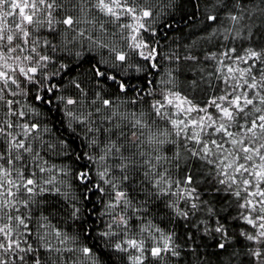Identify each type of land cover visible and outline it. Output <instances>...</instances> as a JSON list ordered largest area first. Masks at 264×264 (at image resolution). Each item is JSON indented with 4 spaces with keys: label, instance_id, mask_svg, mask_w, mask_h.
I'll use <instances>...</instances> for the list:
<instances>
[{
    "label": "snow or ice",
    "instance_id": "6c2138e0",
    "mask_svg": "<svg viewBox=\"0 0 264 264\" xmlns=\"http://www.w3.org/2000/svg\"><path fill=\"white\" fill-rule=\"evenodd\" d=\"M154 19L149 0H0V264H100L81 232L57 227L44 211L48 196H65L56 174L67 172L45 158L57 144L44 138L50 129L32 117L57 101L69 126L83 131L95 150L84 153L88 163L75 179L85 186V200L96 192L107 197L99 213L107 220L96 235L126 264H179L185 252L193 264H205L198 250L209 240L221 252L233 249L225 264H243L237 244L247 264H264V45L258 43L264 40V0H205L208 28L200 39L242 40L246 46L238 51L234 43L224 44L219 55H197L193 40L182 55L173 50L163 59L176 67L161 82L159 97L148 101L151 111H121L103 86L111 81L128 93L131 85L120 72L132 67L133 54L148 62L143 70L158 69ZM93 49L105 50L110 60L92 57L83 78L64 84L60 78L73 71V60L79 66ZM181 61L186 72L201 73L188 87L207 80L211 88L214 76L219 93L202 101L184 93L176 80ZM204 61L215 62L207 76ZM145 82L146 90L133 89L131 104L153 96L152 81ZM65 88L74 91L62 94ZM152 117L160 123H149ZM58 146L63 153L70 149L67 141ZM182 165V179L174 178ZM135 176L143 177L138 182L145 196L167 197L164 206L185 228L183 243L175 230L150 222L133 231L136 213L146 211L134 206L124 187ZM77 204L67 213L73 227L82 215ZM98 223L81 225L83 235L91 239Z\"/></svg>",
    "mask_w": 264,
    "mask_h": 264
},
{
    "label": "trees",
    "instance_id": "16d2710c",
    "mask_svg": "<svg viewBox=\"0 0 264 264\" xmlns=\"http://www.w3.org/2000/svg\"><path fill=\"white\" fill-rule=\"evenodd\" d=\"M204 2L205 0H149V3H151L154 8L155 19L152 28L157 32L155 40L158 41L156 47L161 52V56L158 57L160 64L158 69H148L145 71L143 69L148 62L133 54L132 60L130 61L132 67H128L120 72V76L131 85L128 93L119 92L118 86L111 81H108L107 84L103 86L105 92L114 97L121 111L130 112L134 110H143L146 114L151 111L148 101L159 97L161 89L165 87L161 82L166 80L168 73L173 71L176 67L170 60L163 59L164 56L171 55L173 50L178 49L179 53L182 55L184 46L191 45L193 40L197 41L196 47L193 49L197 55L212 51H217V55H219V48L224 44L232 46L234 43L238 51L242 44L246 46V42L242 40L233 42L230 39L227 42H223L213 39L211 42H208L200 39L201 35L206 34L205 30L208 28L207 23L204 22ZM196 4L200 6L196 7ZM260 22V20H256L257 24H260ZM224 23L227 24V21L225 20ZM167 24H171L172 27H166L165 25ZM111 30L109 26V32H111ZM107 39L114 40L119 43L121 47L123 46V42L119 41L118 37L108 36ZM145 39L151 40L152 38L148 34H145ZM258 43L264 45V40L258 41ZM92 57H103L104 59L110 60L105 50L93 49L91 53L84 52L83 59L79 62V66H76V61L73 60V64L71 65L73 71L67 76L60 78L63 83L67 84L73 77L77 79L83 78L90 67L89 60ZM68 59L72 60L73 58L69 57ZM243 66L244 65H241V67ZM200 67L204 70L205 76H207L208 72L214 71L215 62L204 61ZM137 68L141 69V71H136L135 69ZM193 75L199 77L201 73L199 70L195 72H186L184 63L181 61L180 71L178 76H176V80L179 88L184 93L188 94L190 97L194 96L200 101L210 95L219 93L221 85L214 76L210 78L212 81L211 88L207 87V80L196 89L188 87L187 82L192 79ZM146 79L152 81L151 88L153 96H145L143 102H138L135 105L131 104L130 101L136 98V93L133 89L141 91L149 87L145 82ZM73 91L74 90L70 88H65L62 90V94H71ZM58 105L59 102L57 101L52 106H41L38 109L40 111V116L32 117L33 120H40L44 126L50 129V131L45 134L44 138L53 144H57V147L53 149L52 152L48 153L45 158L48 159L50 164H55L58 169H63L67 172V175H64L62 172L56 174L58 186L61 188V191L65 193V196H48L47 200L50 201V203L44 206L45 214L51 212L50 219L57 227H62L69 232H81V242L85 243L87 246L94 247L100 264H126V262L121 259L123 254L112 252L105 246L104 240L96 235V232L102 229L103 222L107 220L106 216L99 215V213L104 211L107 197L96 192L89 193L90 199L85 200V186L75 179L76 172L82 170L84 165L88 163V161L83 159L84 153L93 152L95 150L88 147L87 140L84 139L85 133L83 131L74 123L69 126L67 118L64 117L60 111V107L62 106ZM193 115H195V113H193ZM151 119H155L157 124L160 123L159 118L156 117L150 118L149 123H151ZM74 128L76 129L75 132L73 131ZM101 139H103V137H101ZM61 140L67 141L70 145V149L67 153L60 151L58 145ZM191 146L190 144L189 147ZM144 151L148 155H155V153L151 151V146L149 145L144 146ZM166 154L169 157L172 155L171 152H167ZM77 156L80 157L79 160L76 159ZM138 159L142 161V158ZM193 170H195V168H193ZM183 171L184 166L182 165L179 170L174 171V178L182 179ZM113 174L119 178L120 174L118 171H114ZM142 178V176L130 177V179L124 183V187L133 198L134 206L140 208L141 205H143L146 209V211L136 213V215L140 217V220L132 221L134 225L133 231L138 230L141 226H147L146 222H150L154 227H159L165 232L175 230L177 233V242L183 243L185 228L181 226L180 221L173 217L171 211L164 206V201L167 197L157 198L155 196H145L144 192L141 191L144 185L138 182ZM93 179L95 180L98 178L93 176ZM105 188L107 191V186H105ZM149 191H151V189H149ZM76 201H78L77 206L81 207L82 215L80 222L73 227L72 221L69 219L67 213L71 210L70 205ZM145 201H147V203H145ZM88 209L92 210L91 213L87 211ZM21 211H23V209ZM129 214L131 215V209H129ZM93 221H98L99 223L98 226H96V231L93 233L92 238L88 239L83 235L81 225L92 227ZM147 235L146 233L145 236ZM213 243V241H207L205 247L199 249L198 252H203L205 264H225L228 259V254L232 252L233 249L229 248L227 252H221L211 247ZM237 249L240 251L239 260L243 261V264H247V261L243 258L242 244H237ZM172 264H176V262L173 261ZM179 264H193V257L190 253L185 252L182 254ZM233 264H238V261H234Z\"/></svg>",
    "mask_w": 264,
    "mask_h": 264
}]
</instances>
